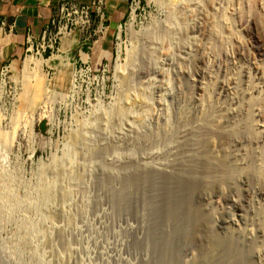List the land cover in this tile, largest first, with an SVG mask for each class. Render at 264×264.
<instances>
[{
	"label": "rangeland",
	"instance_id": "1",
	"mask_svg": "<svg viewBox=\"0 0 264 264\" xmlns=\"http://www.w3.org/2000/svg\"><path fill=\"white\" fill-rule=\"evenodd\" d=\"M128 2L0 63V264H264V0Z\"/></svg>",
	"mask_w": 264,
	"mask_h": 264
},
{
	"label": "crops",
	"instance_id": "2",
	"mask_svg": "<svg viewBox=\"0 0 264 264\" xmlns=\"http://www.w3.org/2000/svg\"><path fill=\"white\" fill-rule=\"evenodd\" d=\"M65 1L91 5L97 0H0V63L16 61L25 56L29 35L35 40L39 39L49 29L55 12ZM128 1L109 0L106 5L107 29L101 37L102 46L106 50L110 48L119 27L126 19ZM83 43L77 31L62 39L58 51L68 59L72 52H85Z\"/></svg>",
	"mask_w": 264,
	"mask_h": 264
},
{
	"label": "built area",
	"instance_id": "3",
	"mask_svg": "<svg viewBox=\"0 0 264 264\" xmlns=\"http://www.w3.org/2000/svg\"><path fill=\"white\" fill-rule=\"evenodd\" d=\"M108 1L97 0L91 5L79 4L74 1L63 2L55 12L49 29L45 30L39 39L35 40L29 35L27 53L31 52L32 48H36L37 54H40L48 47L59 45L66 35H72L97 22L99 27L95 33L103 35L107 29L105 10Z\"/></svg>",
	"mask_w": 264,
	"mask_h": 264
},
{
	"label": "bare ground",
	"instance_id": "4",
	"mask_svg": "<svg viewBox=\"0 0 264 264\" xmlns=\"http://www.w3.org/2000/svg\"><path fill=\"white\" fill-rule=\"evenodd\" d=\"M133 15V17H132V21H131V23L129 24V26H128V28H127V31L129 32V31H131V32H133V31H135V25H136V20H137V16H136V14L135 13H133L132 14ZM122 27H121V29H120V38L122 37ZM71 35H66V37H70ZM73 39H74V37H73ZM77 42V41H76ZM74 45V44H73ZM122 50H123V47H122V45L121 44H119V46H118V53L120 54L121 52H122ZM34 58V57H33ZM59 58V57H58ZM31 62H33L39 69H41V66H42V60H35V59H32L31 60ZM31 64V63H30ZM28 65V64H27ZM34 70V69H33ZM42 71H43V69H42ZM39 72V71H38ZM240 212V211H239ZM238 219H239V221H242L243 220V216H242V214L241 213H239L238 214Z\"/></svg>",
	"mask_w": 264,
	"mask_h": 264
}]
</instances>
